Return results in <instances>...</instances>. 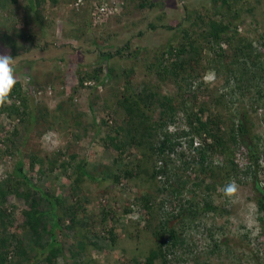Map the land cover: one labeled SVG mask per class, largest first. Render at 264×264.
<instances>
[{"label":"rangeland","instance_id":"obj_1","mask_svg":"<svg viewBox=\"0 0 264 264\" xmlns=\"http://www.w3.org/2000/svg\"><path fill=\"white\" fill-rule=\"evenodd\" d=\"M107 1L113 3L112 7L116 9L115 13L108 12L94 18L88 17V15L96 10L93 5L95 0L90 2L84 0V3H81L83 5L76 4V0H58L56 3L50 2L44 6L41 4L37 9L38 12L32 8L28 9L27 0H16L8 1L7 7L0 9V34L8 32L14 35L17 32L20 37L17 40L18 43L29 48L23 53L13 52L11 48L0 43V54L12 57L15 79L17 78L15 71L27 70L28 67L24 66L26 63L31 60L37 61L33 72L38 76V85L43 87L44 84H47L48 89L39 95V103L41 102L44 109L47 108L48 114L45 118L43 117L42 122L47 124H41V129L46 128L43 131L38 130L39 135L32 131L29 132V138L23 144L21 151L24 155V170L27 176L35 185L43 189L50 190V186L53 185L55 193L64 196L74 194V202H81L85 211L93 210L96 207L99 209L103 206L112 208L107 228L113 227L114 232L119 236L118 243L121 244V247L92 251L91 255L96 264L118 263L124 257L122 248H125L129 257H132V254L139 255V253L146 252L150 247L155 246L156 238L152 234L153 231L160 221L165 219L164 215H170L171 211L176 213L180 209L177 206L178 201H174L168 188L166 191H156L153 186L154 181L146 172L145 175L148 179L143 182L140 176L139 180L135 181L136 183L121 180L116 184L108 180L99 184L90 182L84 177V181H81L77 186L69 178L68 173L72 172L71 168L76 161L84 158L87 162L85 168L90 174L105 175L110 173L112 175L113 172L118 171L119 164L128 162L133 156H138V153H135L131 147H129V151H124L125 153L120 156L108 144L107 134H111L110 130L116 128L110 122L112 115L110 109L116 106L127 81L134 93L143 91V85H147L151 91L157 92V97L175 95L178 86L173 81L162 80L158 76L155 62L166 49L167 44L176 45L185 41V28L188 29L189 37L191 36L195 40L197 37L200 38L193 32V30L200 32L203 30V27H199V21H197V26L194 24L197 14L206 17L214 16L212 6L218 5V3L214 4L213 0ZM231 3L232 12L238 11L239 13L241 22L238 24L239 34L245 39L251 40L253 48L259 51V48H263L261 42L264 40V0H231ZM35 16L41 20V23L35 20ZM39 24H42L43 30ZM191 32L193 34H190ZM27 36H32L33 40L23 41ZM94 41L98 42L99 46L95 45ZM197 41L202 42L201 40ZM222 47L228 53L227 45L224 44ZM119 48L123 49V56L117 54ZM102 51L110 54L109 63L112 68V78L105 86H101V89L91 90V88L81 87L77 83L79 68L82 70L84 65L95 64L93 59L97 60L98 57L95 58L94 55H99ZM132 52H137L136 57L129 56V53ZM191 54H188L187 57ZM209 56L211 57V53L206 43L202 42L201 61L207 62L206 58ZM182 58L180 56L179 59ZM166 62L169 61H163L165 64ZM76 63L79 66H76ZM18 64H20V68L21 65L24 68L18 69ZM88 67V71L92 70V66ZM129 69L132 71L127 75ZM223 75L222 72L217 75L211 68L207 69L201 77L193 81L191 89H196L194 87L198 81L203 79L205 89H201L202 92L197 94V103L203 100L206 93L216 98L223 94L225 104L221 105L220 112L211 105L205 116L213 112L219 113L220 130L226 136L230 124L228 117L231 116L235 108L246 106L249 98L238 95V91L233 90L234 85L230 81L226 83V77ZM183 88L184 90L190 89L187 83L183 84ZM70 95H73L72 101L68 100ZM97 96L99 99L96 100ZM177 97L183 96L180 94ZM229 99L233 103H230ZM175 100V103L179 104L178 99ZM186 102L187 109H191L189 107L191 99ZM143 109L148 110V113L151 114V121L158 123L160 119L159 107L152 108L149 105L148 109V106L144 105ZM196 109L195 107L193 111ZM176 115L175 123L168 126L170 132L185 126L182 111L178 110ZM263 115L264 108H261L257 113H252L257 132L264 138ZM0 121L7 122V119L0 116ZM111 127L113 128L111 129ZM34 130L36 131V129ZM77 133L81 135L80 138H76ZM22 134L23 132L19 131L18 135L14 136V145L21 142ZM160 139L162 136L156 134L155 144ZM185 141V139L181 140L184 145H186ZM196 141L198 142V139ZM1 143L0 141V152L5 148V144ZM262 144H264V139ZM183 149L187 152L185 146ZM72 154L76 156L74 160L69 158ZM32 156L43 159V174L38 171L40 165L38 163L34 165L33 169L29 168ZM55 156L64 161L70 160L72 163L65 174L56 170L54 172L47 170L49 160ZM234 156L239 164L244 163L245 159L240 156L239 149L236 150ZM184 158L183 156L179 157L176 153L169 154V167L177 174H192L193 171L186 169L187 166L182 163ZM16 160L13 156L0 153V179L12 172ZM260 164L262 171L259 172L258 177L261 178V176L264 177V159H261ZM242 167L244 168L245 164ZM202 177L205 183L210 181L202 174H198L197 179L192 174L189 175L186 186L192 188L193 181H199ZM237 178L241 182L222 177L216 192L211 193L218 205L219 215L199 213L193 221L185 220L182 234L186 238L185 243L189 250L178 251L180 252L178 255L187 259L178 262L176 260L178 256L170 253L167 256L170 264H194V257H197L203 264H260V262L264 264V244H259L260 238H256L259 225L256 221L257 209L253 199L255 195L252 183L246 177L238 176ZM158 180L161 183L157 182L156 185L160 187L163 185V180ZM231 182L235 183L236 191L228 195L224 192V188ZM142 191L150 192L154 200L151 209L153 216L149 225L146 223L149 218L148 209L138 200ZM193 192L198 195V197L191 195L190 199L193 202L207 194V191L200 186L194 188ZM182 194L188 195L187 190ZM33 196H36V191H33ZM7 204L15 205V222L8 227V232H14L17 229L16 226H19L24 220L21 210L25 209L27 204L23 197L13 194L7 197ZM169 219L172 224L174 219L171 217ZM55 233V241L63 246L65 263L73 264L71 252L76 242L73 231L62 228L61 230L56 229ZM28 237L29 235L24 236V243L28 242ZM43 239L44 241L50 240L49 234L44 235ZM214 241L220 245L212 253L210 249ZM98 242L99 245H102L104 241L100 238ZM253 252H257L258 259L255 260L256 255L254 259L251 258ZM81 258H76L74 261ZM64 259L58 257L55 264H65ZM139 259L143 261V255ZM259 259L262 261L259 262ZM130 262L132 263V260ZM34 264H39V262L36 261ZM154 264H161V261L157 260Z\"/></svg>","mask_w":264,"mask_h":264},{"label":"trees","instance_id":"obj_2","mask_svg":"<svg viewBox=\"0 0 264 264\" xmlns=\"http://www.w3.org/2000/svg\"><path fill=\"white\" fill-rule=\"evenodd\" d=\"M8 1L16 0H0V9L6 8ZM27 1L28 9L32 8L38 12L37 9L41 4L44 6L50 2L56 3L58 0ZM97 1L95 0V2ZM213 1L214 4L218 3V5L212 6L214 16L206 17L197 14L194 24L197 26V21H199V27H203V30L201 32L193 30L194 35L200 37L196 39L206 43L211 53V57L206 58L207 62L201 61L200 58L202 42L189 37L188 29L185 28V41L176 45L167 44L166 49L155 62L158 76L162 80L173 81L178 86L177 93L173 96L157 97V92L151 91L147 85H143V91L134 93L129 81H127L116 106L110 109L112 111L111 123L116 128L111 127V129L113 128L110 130L111 134H107L108 144L120 156L125 153L124 151H129V147L133 148L138 156L130 154L133 157L128 162L119 164L118 171L113 172L112 175L110 173L105 175L90 174L85 168L87 162L84 158L76 161L71 168L72 172L68 173L69 178L77 186L81 181H84V177L90 182L99 184L106 180L116 184L120 183L121 180L136 183L135 181L139 180L138 177L140 176L143 182L148 179L145 175L146 172L154 181L153 186L156 191H166L168 188L174 201H178L177 206L180 209L176 213L171 211L170 215H164L165 219L160 221L153 231L152 234L156 238L155 246L150 247L146 252L139 253V255L132 254V257H129L125 248H122L124 257L118 263L112 264H154L157 260L161 261V264H170V260H167L170 253L178 256L176 258L178 262L185 261L187 258L178 255L183 249L189 250L185 243L186 238L182 234L185 220L193 221L199 213L219 215L218 205L211 193L216 192L222 177L241 182L237 177L242 176V178H248L252 183L255 195L253 199L257 209L256 221L259 225L256 238H260L259 244H264V177H258L259 172L262 171L260 162L261 159H264V144H262L264 138L257 132L256 123L252 118V113H257L261 108H264V40L261 42L263 48L256 51L252 41L245 39L238 32V24L241 22L238 11L232 12L231 0ZM115 11L116 9H113L104 11V13H115ZM35 20L41 23L37 17ZM39 25L43 30L42 24ZM0 35V43L11 48L13 52L23 53L26 52V49L28 51L29 48L18 43L17 40L20 37L17 32L14 35L8 32ZM32 40V36L23 39V41ZM235 42L237 43L235 44ZM94 44L99 46L96 41ZM224 44L229 48L228 53L222 47ZM122 50L119 48L117 54L123 56ZM190 53L193 55L187 57ZM136 55L137 52L129 53L130 57H136ZM94 56L95 58L98 57L97 60L93 59L96 63L84 65L85 68L82 66V70L79 68L77 80L81 87L91 88V90L101 89V86H105L112 78V68L109 63L110 54L102 51L101 54ZM180 56L183 58L179 59ZM164 60L169 62L165 64L163 63ZM36 62L31 60L26 63L24 66L28 67L27 70H23L24 66L21 65L20 68V64H18V69H22V71H15L17 83L11 89L6 103L0 105V116L7 119V122L0 121V141L1 144H5L4 150L0 153L8 154V156L17 159L12 172L0 179V264H34L36 261L39 264H55L58 257L64 259L63 246L55 241V230L62 228L73 231V237L76 241L71 252L73 264H96L91 255L92 251L121 247V244L118 243L119 236L114 232L113 227L107 228V221L109 217L111 218L112 208L103 206L99 209L96 207L93 210L85 211L81 202H74V194L64 196L55 193L53 185L50 186V190L43 189L35 185L24 170V155L21 151L23 144L29 138L28 133L43 131L46 127L41 129V124H47L42 123L43 117L45 118L48 113L46 112L47 108L44 109L43 105L40 104L41 102L39 103V95L48 89L47 84H44L43 87L38 85V76L33 72ZM76 66L79 64L76 63ZM88 66H92V70L88 71ZM150 66L153 65L150 64ZM210 68L217 75L222 72L223 77H226V83L230 81L234 85L233 90L238 91V95L249 98L246 106L235 108L231 116L228 117L230 124L226 136L220 130L221 118L219 113L213 112L205 116L211 105L220 112L221 105L225 104L223 94L216 98L206 93L203 100L197 103V94L202 92L201 89H205L203 79L198 81L194 87L196 89H191V87L193 88V81L201 77L203 72ZM131 71L129 69L127 75ZM93 79L95 81H92ZM86 81L93 84H86ZM184 83L189 85V90H184ZM180 94L183 97H177ZM68 97V100L72 101L73 95ZM175 99H178L179 104L175 103ZM190 99L191 105L189 107L191 109H187L186 101ZM229 102L233 103L231 99ZM144 105L148 106V109L149 105L152 108H160L158 123L151 121V114L148 113V110L143 109ZM195 107L197 109L193 111ZM178 110H181L184 115L185 126L170 132L168 126L175 123ZM263 119L264 115L262 116ZM39 124L40 126H38ZM19 131L23 132L21 142L14 145V136L18 135ZM39 133L37 134L39 135ZM156 134L162 136L157 144H155ZM80 136L79 133L76 134V138H80ZM182 139L186 140V145L181 142ZM182 145L185 146L187 152ZM237 149L240 150V156L245 159L242 164H239L235 159L234 155ZM171 153L186 158L182 160V163L187 166L186 169L193 171L194 178L197 179L198 174L209 178L210 181L207 183L203 177L199 181L194 180L192 183L195 189L200 186L207 191V194L199 197L195 202L190 199L191 195L198 197L193 192V186L192 188L186 186L189 175L192 174L181 175L172 171L168 164ZM75 157L74 154L69 156L72 160ZM36 163L40 164L38 171L43 174V159L40 157L32 156L29 168L33 169ZM243 164H245L244 168L242 167ZM71 165L70 160L64 161L55 156L49 160L47 170L49 172L56 170L65 174ZM158 179L163 180V185L160 187L156 185L157 182L161 183ZM186 190L188 195L184 196L182 193ZM33 191H36V196H33ZM11 194L23 197L27 204V207L21 210L24 220L19 226H16L18 230L16 229L14 232H8V227L15 222V205L7 204V197ZM138 200L148 209L149 220L147 219L146 223L149 225L153 216L151 209L154 200L152 195L150 192L142 191ZM191 203L196 204L192 205ZM170 217L174 219L172 224ZM47 234H49L50 240L44 241L43 237ZM27 235H29L28 242L24 243V236ZM100 238L104 241L102 245H99L98 242ZM219 245L217 241H214L210 249L211 252L213 253ZM253 253L251 258L254 259L256 255L255 260L258 259L257 252ZM142 255L143 261L139 259ZM79 257L82 258L74 261ZM194 259V264H203L197 257ZM260 261L262 260L259 259Z\"/></svg>","mask_w":264,"mask_h":264},{"label":"clouds","instance_id":"obj_3","mask_svg":"<svg viewBox=\"0 0 264 264\" xmlns=\"http://www.w3.org/2000/svg\"><path fill=\"white\" fill-rule=\"evenodd\" d=\"M84 3L83 0H76V4ZM104 4L107 7V10H113L112 2H108L106 0H98L97 2H93V5L96 10L91 12V15L89 17L94 18L101 15H104L106 13H99L98 7L100 5ZM83 5V4H81ZM97 12V13H96ZM95 13V14H94ZM112 14V13H110ZM17 83L15 77H14V66L12 57L7 54H0V105H3L6 103L11 89L13 86ZM86 84H93L92 82L86 81ZM111 122V120H110ZM236 191V185L234 182L229 183L225 188L224 192L228 195H231Z\"/></svg>","mask_w":264,"mask_h":264},{"label":"built area","instance_id":"obj_4","mask_svg":"<svg viewBox=\"0 0 264 264\" xmlns=\"http://www.w3.org/2000/svg\"><path fill=\"white\" fill-rule=\"evenodd\" d=\"M107 10V7L104 5V4H102V5H100L99 7H98V12L99 13H103L104 11H106ZM97 13V12H96ZM95 14V13H94Z\"/></svg>","mask_w":264,"mask_h":264}]
</instances>
